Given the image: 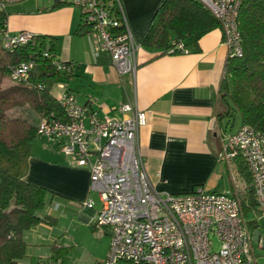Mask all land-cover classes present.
Instances as JSON below:
<instances>
[{
	"label": "built area",
	"instance_id": "2783aa9c",
	"mask_svg": "<svg viewBox=\"0 0 264 264\" xmlns=\"http://www.w3.org/2000/svg\"><path fill=\"white\" fill-rule=\"evenodd\" d=\"M23 1L0 0V10ZM58 1L83 11V18L91 27L89 35L96 40L95 57L106 52L119 75L135 73L137 47L125 20L124 29H117L123 21L111 16L105 0ZM115 1L123 18L120 2ZM198 1L219 21L228 59L241 58L238 15L244 0ZM35 36L28 30L11 33L6 25L1 44L14 50ZM174 43L177 48L182 47L180 42ZM43 53L49 57L48 52ZM36 66L33 58L23 61L11 68L9 79L27 84ZM55 66L65 75L76 68L75 63L60 60L55 61ZM58 104L66 119L42 121L37 133L55 138L62 152L77 165L89 167V189L100 201L92 226L103 233L107 231L110 237L101 264H256L253 236L237 197L202 186L185 194L161 193L153 187L138 140L139 130L146 124L144 111L125 101L119 110L129 112V116L100 118L70 92L61 94ZM238 158L251 175L256 200L264 211V134L247 125L228 133L217 159L234 171ZM241 188L242 184H237L236 189ZM83 206L92 208L93 201L89 199ZM213 238L219 241L217 250L213 248ZM256 239L258 246L264 248L260 234Z\"/></svg>",
	"mask_w": 264,
	"mask_h": 264
},
{
	"label": "crops",
	"instance_id": "0c3cea01",
	"mask_svg": "<svg viewBox=\"0 0 264 264\" xmlns=\"http://www.w3.org/2000/svg\"><path fill=\"white\" fill-rule=\"evenodd\" d=\"M23 2H27L26 13L7 18L10 32L28 30L37 35L53 37L56 41V58L76 64L72 75L67 77L59 73L52 83L51 91L57 98L70 92L78 103L88 106L100 118L122 119L129 116V112L119 110L125 101L145 112L146 124L140 128L138 140L145 170L158 192L185 194L202 186L212 192L237 194V184L244 181L240 159L235 161L234 171L217 159L225 136L235 132L224 129L225 119L222 120L223 124L219 122V111L224 108L219 87L228 59L220 28L203 35L196 52L162 54L159 49L141 45L150 20L162 0H119L126 27L137 47L135 73L121 76L110 62H97L93 36H79L76 33L81 12L79 14L75 7L70 4L55 6L60 3L58 0ZM38 71L35 68L32 73L37 74ZM57 144L60 146L58 141ZM58 157L64 159L57 152ZM33 159L30 154L25 179L54 193H49L46 199L52 210L49 208L45 212L54 215L57 222L59 215L55 210L69 205L66 200L78 201L95 193L89 190L88 166L71 168L70 173L64 176V184H71L74 189L82 186L81 194L76 197L33 177ZM98 202V208L93 210L94 215L100 209L99 198ZM67 208L92 227L91 215L87 210L71 204ZM93 208L94 204L90 209ZM64 232L58 223L34 227L25 236L30 244L20 264H69L71 252L58 261L49 259L51 254L47 244H64L60 237ZM105 233L109 237L108 232ZM38 246L46 247L45 255L41 247L36 252Z\"/></svg>",
	"mask_w": 264,
	"mask_h": 264
},
{
	"label": "trees",
	"instance_id": "16d2710c",
	"mask_svg": "<svg viewBox=\"0 0 264 264\" xmlns=\"http://www.w3.org/2000/svg\"><path fill=\"white\" fill-rule=\"evenodd\" d=\"M105 2L111 16L122 22L124 17L116 1ZM64 4L69 3L60 2L55 6ZM83 16L81 10L76 30L79 36H87L91 32ZM7 18L6 10L1 9L0 264H20L30 244L25 238L26 234L40 224H57V218L44 210L49 193H54L25 179L31 147L39 135L37 129L42 121L54 117L59 120L66 118L58 98L51 91L52 83L59 74L55 66L58 60L55 39L36 34L30 42L7 50L1 44V32L7 25ZM238 27L243 56L226 61L219 87L220 100L224 105L219 111V122L223 124L222 120L225 119L224 129H232L238 116L240 127L247 125L264 134V0L243 1ZM216 28L221 30L219 21L198 0H162L150 20L141 45L159 49L162 54H177L183 50L186 53L196 52L200 38ZM117 29H124V21ZM174 42H180L182 47L177 48ZM44 51L48 52L49 57H44ZM31 58L37 61V74L31 73L27 84L12 82L9 79L11 68ZM96 59L97 62L104 60L111 63L110 55L106 52ZM239 166L244 181L234 196L240 203L248 228L254 231L260 224L264 226V211L256 200L251 175L242 160ZM47 246L51 254L49 259L55 261L69 253V246L62 243L52 242Z\"/></svg>",
	"mask_w": 264,
	"mask_h": 264
},
{
	"label": "rangeland",
	"instance_id": "374dc122",
	"mask_svg": "<svg viewBox=\"0 0 264 264\" xmlns=\"http://www.w3.org/2000/svg\"><path fill=\"white\" fill-rule=\"evenodd\" d=\"M26 3L27 2H17L7 5L5 9L8 16L11 17L16 14L26 13ZM70 6L75 7L80 14L81 9L79 7L74 5ZM239 126V118L236 116L232 130L236 132L239 129ZM31 149V157L34 158L31 165V173L33 177L39 181H47L49 185L60 187L62 189L61 191L67 192L66 194L71 193V195H75L76 197H78V194H81L82 186H77L74 189L71 184L63 183L64 176L70 173L71 168L78 167L79 165L76 164L74 159H71V157L69 158L64 152H62L55 138L38 135L34 140ZM57 152L61 154L64 159L60 157L56 158ZM91 158H94V155H91ZM63 195L67 196L65 194ZM89 199L93 201V209H87L88 207L83 206V204L86 201H89ZM66 202L69 205L71 204L83 208V210H87L91 215V219L94 216L93 210L97 209L99 206L98 198L95 193L83 197L78 201L66 200ZM69 205L65 207L61 206L55 210V213L59 215L57 222L59 227L66 231L60 236L61 241L69 246V252L72 254L69 264H99L104 258L109 243L108 235L94 227L92 228L88 222L80 220L77 215L70 211V208H67ZM49 208L48 201H46L44 210L47 211L46 209ZM50 209L52 210V208ZM250 234L253 236V250L255 253L256 264H264V248L258 246V241L256 239V235L260 234V238L264 240V226L260 224L256 230H250ZM218 242L217 238H213L214 250L218 249ZM40 247L41 246L35 248L36 252L39 251ZM41 248L42 254L45 255L46 247L43 246ZM65 262L66 261L64 260V263Z\"/></svg>",
	"mask_w": 264,
	"mask_h": 264
}]
</instances>
